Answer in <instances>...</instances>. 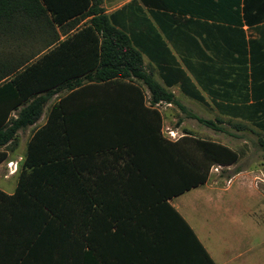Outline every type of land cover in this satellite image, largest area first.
Masks as SVG:
<instances>
[{"label": "trees", "instance_id": "1", "mask_svg": "<svg viewBox=\"0 0 264 264\" xmlns=\"http://www.w3.org/2000/svg\"><path fill=\"white\" fill-rule=\"evenodd\" d=\"M61 1L80 2L81 7H56ZM101 2L0 0V37L12 39L27 35L35 39L33 35L38 34L36 39L41 46L21 59L9 55L5 58L0 53V162L6 158L10 144L15 142L17 131L38 120L51 95L69 78L86 72L88 80L117 82L125 93L129 92L128 87L136 88L131 82H140L148 87L152 102L165 100L185 110L173 93L145 71L143 53L150 51L142 44V30L127 32L116 25L115 15L133 7L141 12L142 6H147L151 13L156 7L170 22L172 31L167 37L181 55L180 61L158 35L154 46L162 52L151 57L157 63L164 84L179 83L185 95L204 102L197 83L212 97L218 112L215 119L189 112L190 117L215 131L225 129L222 116L237 129L250 123L264 131V23L251 25L254 21L264 22V0H198L195 5L198 8L193 10L181 7L184 0H177L176 7L173 3L169 5V0H131L110 15L104 13ZM206 5L211 9L201 8ZM183 14H188L187 20L199 25L200 30L193 35L197 34L201 40L196 41L187 31L189 27L181 25ZM84 17H90L86 24L59 40L56 26L63 31V22L73 18L66 23L70 30ZM244 24H248L256 37H246ZM174 33L196 41L202 56L195 57V61L183 56V50L173 39ZM209 35L214 37L213 41L205 39ZM93 70L95 73H90ZM69 82L66 86L70 89L79 85L81 79ZM65 100L67 98L53 105L47 122L28 141L14 193L8 195L0 190V264L20 257L21 252H31L15 248L20 245L62 241V230L78 218L65 215H72L89 204L81 203L79 195H94L92 164L90 169L81 168V158L86 152L99 151L108 145L105 139L78 135L85 125L74 118L58 119ZM188 138L199 154L183 151L175 194L203 183L212 165H230L239 156L237 150L224 144ZM260 143L264 145L263 139Z\"/></svg>", "mask_w": 264, "mask_h": 264}, {"label": "crops", "instance_id": "2", "mask_svg": "<svg viewBox=\"0 0 264 264\" xmlns=\"http://www.w3.org/2000/svg\"><path fill=\"white\" fill-rule=\"evenodd\" d=\"M130 1L102 0L100 7L107 15L116 14ZM172 3L175 7L178 6L177 0H169V5ZM196 4L198 0H184V6L181 7L193 10L197 7ZM55 6L79 9L81 3L61 1ZM201 8L207 9L209 6ZM153 9L154 12L151 13L147 6H142L141 12H137L134 7L128 8L115 15L116 25L127 32L130 29L134 32L142 30V44L150 51L149 54L143 53L145 71L173 93L185 110L173 102L166 105L165 100L152 102L148 87L140 82H131L136 88L128 87V93L117 82L88 80V72L69 78L70 84L81 79L79 85L70 89L66 86L68 81L64 82L62 88L47 100L38 120L17 131L15 142L10 144L6 158L0 162V190L8 195L14 193L19 172L23 168L28 141L47 122L53 105L67 98L63 101L62 114L57 115L58 119L74 118L85 125L83 129H79L78 135L102 138L108 145L99 151L86 152L81 158V168L86 170L93 167L94 195H79L81 203L89 204L72 215H65L78 218L62 230V241L47 245H20L15 248L31 252H21L20 257L1 264H259L256 255L247 256L252 248L249 251L239 250L237 254H229L227 239L230 233L224 230L226 224L241 225L248 220L254 236H257L259 227L264 225V211L261 209L231 211L227 208L226 195L232 183L236 181L243 184L247 179L252 180L253 176L237 170L229 176L231 183L225 186L217 181H210L208 175L203 183L175 194L179 184L177 176L182 169L183 151L195 156L199 154L196 148L187 145L186 142L190 141L188 137L218 142L234 150L236 148L224 140L210 139L206 131L198 127L197 131L203 132L199 135L193 129L185 128L188 117L198 123L188 115L189 112L206 117L187 106V102L192 104L195 99L185 95L179 83L171 86L164 84L157 63L151 58L161 55L162 52L154 46V43L157 44L156 35L166 43L179 61L181 57L167 37L172 31L170 22L161 15V10L156 7ZM181 17V25L189 27L187 31L196 41L201 40L197 34L193 35L200 30L199 25L194 20H187L188 14ZM194 17L196 16L193 19ZM89 18H80L70 30L66 23L73 18L63 22V31L56 26L59 40L82 27ZM206 21L210 20L207 18ZM262 23L264 22L254 21L251 25ZM248 27V24L242 26L246 37H256V33ZM180 34L182 35L174 33L173 39L177 41V47L183 50V56L193 59L190 61L202 56L196 41L190 38L186 40L183 37L186 35L181 37ZM213 38L212 35L205 37L210 41ZM206 52L210 54L209 51ZM181 66L183 67L182 63ZM90 73H95V70ZM191 78L196 83L195 78ZM201 78L206 79V76ZM196 87L205 101H195L212 113L213 117L206 119H215L218 112L212 97L197 83ZM167 127L180 132L179 138L167 137L164 133ZM217 132L229 134L227 129ZM9 162H13L11 167L8 166ZM226 168L229 169V166ZM261 182L256 188L253 187L254 203L257 205L259 202L260 206L264 204L261 189L264 181ZM239 189L240 185L235 191ZM259 237L256 246L264 245V235ZM237 241L243 243L240 237Z\"/></svg>", "mask_w": 264, "mask_h": 264}, {"label": "rangeland", "instance_id": "3", "mask_svg": "<svg viewBox=\"0 0 264 264\" xmlns=\"http://www.w3.org/2000/svg\"><path fill=\"white\" fill-rule=\"evenodd\" d=\"M33 36H35V39L33 37H28L27 35L26 37L20 36L12 39H10L9 37L1 36L0 37V53L2 54L1 56L5 57L9 55L14 59L15 58L21 59L24 58L25 55L27 56L32 51H35L37 47L41 48L38 40L36 39V37H38V34H34ZM187 104L189 108L191 107L192 110H194L198 114H202L206 118L213 117L212 113H210V111L207 110L205 107L201 106L199 102L193 100L192 104H190L189 102H187ZM216 115L214 116V118L216 117ZM188 118L185 124V128L193 129L194 132H197L198 135L203 132L197 131L196 127H198L201 130H205L207 136H210L209 137L210 139H219L228 142L231 146H234L236 148L239 154L236 162L230 165H226L229 166V169H227L226 166H221V168H219V170L216 172L213 170V167L216 165H212L208 172L210 181H217L218 183H222L225 186L229 185L231 183L229 180V176L232 173L236 172L237 170H242L244 173L247 172L251 176H253L252 180L247 179L243 184H238L236 181L232 183L229 190L227 191L228 194L226 195L228 198L227 208H229L231 211H249L253 209H257V210L261 209L262 211H264V204L260 206L258 200H257L258 204L255 205L254 203L255 200L253 195L254 194L253 187L256 188V185H259L261 181H264V145L260 143L261 139H263L264 141V136H263L264 131H262V129L253 126L250 123H244L246 124V126L237 129L233 127L230 123H228L226 121V118H224V123L222 124V126L229 131V134L227 133L223 134L222 132H217L209 127L204 128L207 126L203 125L200 122L197 123L195 120H190ZM168 130H175V129H173L172 127L171 128L167 127L164 131L167 137L172 138V136L169 135ZM180 135H181L180 132L175 131L174 138H179ZM190 141L186 143H188L187 145L192 147V143ZM257 182L259 183L257 184ZM261 183H262L261 185H263V182ZM238 185H240L241 189L235 191V188ZM261 189H263L262 192L264 194V187H262ZM242 221L246 222L245 219H242ZM247 222L249 221L247 220ZM247 222L246 224L244 223L241 225L239 223L224 225V230L226 229V232L230 233L227 239L229 240V244H228L229 248L227 251L230 252L229 254H234V253L237 254L239 250L249 251V249L252 248V251L249 254H247V256L256 255L258 263L264 264V245L256 246V241H258V239L260 238L259 236L264 235V225H261V227H259L258 235L254 236V230ZM252 236L254 237L252 241H250ZM238 237L241 238L243 243L241 242L239 243V241H237Z\"/></svg>", "mask_w": 264, "mask_h": 264}, {"label": "built area", "instance_id": "4", "mask_svg": "<svg viewBox=\"0 0 264 264\" xmlns=\"http://www.w3.org/2000/svg\"><path fill=\"white\" fill-rule=\"evenodd\" d=\"M165 104H166V105H171L170 102H166ZM168 131H169V135H170V136L175 137V131H174V130H168ZM12 164H13V162H9V163H8V166L11 167ZM219 168H221V166H220V165H216V166L213 167V170L217 172V171L219 170ZM10 171H11V170H10Z\"/></svg>", "mask_w": 264, "mask_h": 264}]
</instances>
